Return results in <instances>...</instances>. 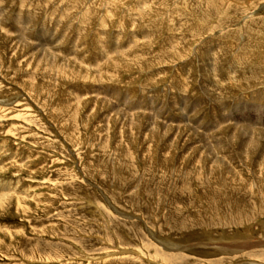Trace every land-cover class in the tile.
Here are the masks:
<instances>
[{
  "label": "rangeland",
  "instance_id": "obj_1",
  "mask_svg": "<svg viewBox=\"0 0 264 264\" xmlns=\"http://www.w3.org/2000/svg\"><path fill=\"white\" fill-rule=\"evenodd\" d=\"M0 182V264H264V0H0Z\"/></svg>",
  "mask_w": 264,
  "mask_h": 264
},
{
  "label": "bare ground",
  "instance_id": "obj_2",
  "mask_svg": "<svg viewBox=\"0 0 264 264\" xmlns=\"http://www.w3.org/2000/svg\"><path fill=\"white\" fill-rule=\"evenodd\" d=\"M2 163V162H1ZM3 165V164H2ZM5 168V167H4ZM3 169V168H2ZM1 183V182H0ZM6 187H8V186H6ZM3 188H4V186H3ZM0 189H1V187H0ZM7 189V188H6ZM9 189H10V187H9ZM2 192V191H1ZM1 195V194H0ZM4 195H6V194H4ZM7 196V195H6ZM2 197L4 198V196L2 195ZM1 199V198H0ZM2 200H5V199H2ZM21 206V205H20ZM164 240V239H163ZM168 240V239H167ZM163 245V244H162ZM172 245V244H171Z\"/></svg>",
  "mask_w": 264,
  "mask_h": 264
}]
</instances>
